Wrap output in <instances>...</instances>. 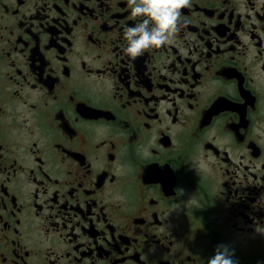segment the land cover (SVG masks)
Segmentation results:
<instances>
[{"label":"flooded vegetation","instance_id":"1","mask_svg":"<svg viewBox=\"0 0 264 264\" xmlns=\"http://www.w3.org/2000/svg\"><path fill=\"white\" fill-rule=\"evenodd\" d=\"M181 18L132 60L127 0H0V264H264V0Z\"/></svg>","mask_w":264,"mask_h":264},{"label":"clouds","instance_id":"2","mask_svg":"<svg viewBox=\"0 0 264 264\" xmlns=\"http://www.w3.org/2000/svg\"><path fill=\"white\" fill-rule=\"evenodd\" d=\"M127 5L131 16L140 18V22L124 29V39L127 41L124 51L130 59L135 60L151 49L173 42L183 24L182 9L190 8L191 0H127ZM255 231L264 235V227L257 225ZM234 255L229 246L220 245L207 264H238Z\"/></svg>","mask_w":264,"mask_h":264}]
</instances>
